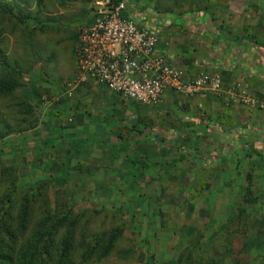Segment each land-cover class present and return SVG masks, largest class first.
I'll return each instance as SVG.
<instances>
[{
    "label": "rangeland",
    "instance_id": "rangeland-1",
    "mask_svg": "<svg viewBox=\"0 0 264 264\" xmlns=\"http://www.w3.org/2000/svg\"><path fill=\"white\" fill-rule=\"evenodd\" d=\"M36 1L33 0L27 9L34 10ZM142 4L152 9L157 7L154 2ZM179 6L181 9H176V12L184 9L182 5ZM196 7L200 10L198 5ZM214 7L219 8V5ZM158 8L166 7L161 5ZM234 8L240 9L241 6ZM40 9L42 14L39 20L24 22L27 28L33 25L37 27L32 33L22 35L19 29L11 33L6 26L7 30L0 38V53L12 63H18L24 83L11 95L0 97V120L7 121L12 127L16 125L13 117L21 109L18 102H24L23 109H33L32 113L38 118L34 128L11 133L0 140V166H18L15 183L18 188L14 192L17 202H20L22 190L37 181L47 180L45 193L51 205L57 190L75 184L73 200L85 201L82 210L102 207L109 215L119 216L129 231L134 230L130 238L120 242L121 248L133 246L135 250L130 264H146L147 261V264H174L179 250L185 246H190L195 260H198V254L207 255L213 248L215 253H226L248 264H264V149L258 153L251 150L255 128H238L239 141L215 142L214 146L219 147L217 151L218 147L210 144V135L202 134L193 140L191 150L186 154L195 156L196 163L185 157V162L161 164L160 173L152 175L154 178L151 180L145 176L156 170L155 167H139L144 173L141 177L135 176L134 166L115 165L114 161H122L118 157L111 161L99 157L87 166L72 163L67 157H61L62 150L68 149L69 139H53L52 147L41 150V146L44 148L47 145L45 141L40 142L45 134L37 135L41 129V118L46 114L54 115L50 106L54 104L57 91L61 89L62 94L68 93L67 97H71L75 72V55L72 51L79 29L89 18V6L84 0H42ZM246 11L244 8L239 12L234 11L239 16L234 15L227 20L241 19L246 16ZM222 12L208 6L206 16L221 17ZM41 24L45 26L41 27ZM233 82L225 90L237 96L238 100L235 101L238 104L251 109L263 107V102L249 93L246 87L245 92H242L241 85L232 88ZM26 103L29 104L26 106ZM66 113L63 118L67 116ZM242 118L246 122L250 118L257 122L252 112L243 114ZM67 121L71 122L72 117H68ZM17 128L21 130L25 127ZM61 131L60 138L66 129ZM33 137H36L35 143L29 146L26 140ZM228 143H234L233 149ZM238 144L242 145L241 149L237 147ZM33 146L34 150L31 149ZM205 147L208 148L207 152H215L217 156L213 158L214 155L209 157L207 154V157L199 159L200 154L204 155ZM50 164L57 166L51 168ZM123 169L126 174L121 173ZM248 172H251L252 180L250 186L246 187L245 175ZM10 188L8 182L3 183L0 196ZM41 204L42 201L33 204L32 221L38 218V206ZM109 220L110 217L101 213L91 219L89 225L101 231L108 228ZM193 237L199 239V250H194ZM140 253L145 254L144 261L138 259ZM105 264L126 263L111 256Z\"/></svg>",
    "mask_w": 264,
    "mask_h": 264
},
{
    "label": "crops",
    "instance_id": "crops-1",
    "mask_svg": "<svg viewBox=\"0 0 264 264\" xmlns=\"http://www.w3.org/2000/svg\"><path fill=\"white\" fill-rule=\"evenodd\" d=\"M148 1L157 7L152 9L142 4ZM127 3L141 24L157 32V48L167 54L170 65L185 80L202 72H216L224 87L237 82L243 92L246 87L263 102V107L251 109L238 104L237 96L225 89L219 93L203 89L192 95L166 90L158 105L148 106L111 92L88 78L72 89L71 97L62 94L61 89L57 91L56 100L50 106L54 115L41 118V129L37 132V135L45 134L40 139L41 143L47 142L45 148L52 147L53 139H69L68 149L62 150L61 157H67L72 163L87 166L99 157L109 161L118 157L122 161H114L115 165L134 166L135 176L141 177L144 173L139 167H155L156 170L145 176L147 180L160 173L161 164L180 163L185 157L196 163L195 156L186 154L193 140L202 134L210 135V144L218 147L214 146L215 142L239 141L238 128H255L252 132L255 147L251 146V150L264 149V0H127ZM161 5L166 8L159 9ZM179 5L184 9L176 12L181 9ZM217 5L219 8L214 7ZM208 6L216 11L221 9L222 16L207 18ZM238 6L247 10L246 16L227 20L239 16L234 12L240 11L234 8ZM88 15L87 22H90V12ZM250 112L257 122L242 118ZM65 113L67 116L63 118ZM68 117H72L71 122H66ZM62 129L66 132L60 138ZM35 138L26 143L32 146ZM230 143L228 146L233 149L234 143ZM237 147L241 149L242 145ZM203 149L204 155L200 154L199 159L207 154L215 157V152H207V147ZM121 173L126 174V170Z\"/></svg>",
    "mask_w": 264,
    "mask_h": 264
},
{
    "label": "trees",
    "instance_id": "trees-1",
    "mask_svg": "<svg viewBox=\"0 0 264 264\" xmlns=\"http://www.w3.org/2000/svg\"><path fill=\"white\" fill-rule=\"evenodd\" d=\"M41 1H36L33 10L27 9L33 0H0V23H2L0 38L7 30L6 26L11 33L16 29L21 30L22 35L32 33L37 27L33 25L27 28L24 22L33 23L39 20L42 14ZM84 1L88 2V0ZM42 26L45 24H41ZM1 41L0 39V45ZM74 53L75 46L72 51V54ZM21 76L22 71L18 63H12L0 53V97L11 95L20 88L24 84ZM23 105L24 102H18L21 109L14 114L13 120L16 125L13 127L7 121L0 120V140L11 133L25 131L38 124L37 116L32 113L33 109L32 111L30 107L23 109ZM24 110L26 111L23 112ZM20 126L25 128L19 130L17 127ZM61 127L59 124L58 128ZM16 146L18 147L17 144ZM34 148L35 146L31 149ZM44 149L45 146L41 147L42 151ZM254 151L258 153V150ZM50 166L55 168L57 165L50 164ZM17 167L12 164L0 166V187L5 182L11 185V188L0 196V264H105L111 256L119 258L126 264L133 261L132 256L135 255L133 246L121 248L120 242L130 238L134 230L129 231L126 223L119 216L109 215L102 207L93 206L82 210L85 201L73 200L75 184L57 190L54 203L51 205V200L45 193L47 180L37 181L22 190L18 203L14 195L18 188L15 186ZM245 178L246 187H249L252 180L251 172H248ZM82 190L86 193L85 189ZM63 195L65 197H62ZM36 201H42V204L38 206L40 210L38 218L32 221L33 204ZM101 213L110 217L108 228H103L101 231L92 229L89 225L91 219H95ZM193 240L194 250H199L201 248L199 239L193 237ZM192 252L190 246L183 247L179 250L174 264H248L246 261L227 256L226 253L222 255L215 253L213 248L207 255L198 254V260H195ZM137 257L139 260H145L143 253L138 254Z\"/></svg>",
    "mask_w": 264,
    "mask_h": 264
},
{
    "label": "built area",
    "instance_id": "built-area-1",
    "mask_svg": "<svg viewBox=\"0 0 264 264\" xmlns=\"http://www.w3.org/2000/svg\"><path fill=\"white\" fill-rule=\"evenodd\" d=\"M92 21L80 29L75 51L78 79H94L109 91L156 106L166 90L191 95L203 89L222 92L218 73L187 80L157 48V32L141 24L127 0H88ZM239 87L235 82L232 88ZM243 92V91H242Z\"/></svg>",
    "mask_w": 264,
    "mask_h": 264
},
{
    "label": "clouds",
    "instance_id": "clouds-1",
    "mask_svg": "<svg viewBox=\"0 0 264 264\" xmlns=\"http://www.w3.org/2000/svg\"><path fill=\"white\" fill-rule=\"evenodd\" d=\"M87 4H88V6H89V3L87 2ZM89 12H90V6H89ZM88 12V13H89ZM90 18H91V16H90ZM89 19V18H88ZM91 22V21H90ZM90 22H87L86 21V23H85V25H87V24H89ZM84 25V26H85ZM83 27V26H82ZM81 27V28H82ZM80 28V29H81ZM80 29H79V32H80ZM78 35H79V33H78ZM77 42H78V37H77V40H76V44H75V51H76V46H77ZM74 55H75V53H74ZM74 66H75V63H74ZM212 73H216V72H212ZM86 80V79H85ZM85 80H83V81H85ZM94 80V79H93ZM222 80V79H221ZM83 81H80L79 79H78V72H77V70H76V66H75V76H74V79H73V84H72V86H73V88L77 85V84H80L81 82H83ZM236 83V82H235ZM224 89H225V87H224V84H223V90L222 91H224ZM64 92H66V91H64ZM68 92V91H67ZM64 94H68V93H64ZM192 95V94H191Z\"/></svg>",
    "mask_w": 264,
    "mask_h": 264
}]
</instances>
